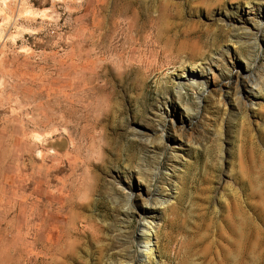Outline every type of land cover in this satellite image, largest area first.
I'll list each match as a JSON object with an SVG mask.
<instances>
[{
	"label": "rangeland",
	"instance_id": "rangeland-1",
	"mask_svg": "<svg viewBox=\"0 0 264 264\" xmlns=\"http://www.w3.org/2000/svg\"><path fill=\"white\" fill-rule=\"evenodd\" d=\"M257 9L264 0H0V264H264L260 32L245 79L252 103L243 78L224 88L227 101L233 89L239 97L227 110L217 97L198 102L197 88L175 93L183 67L204 69L212 92L228 81L206 70L218 50L244 67L250 43H237L243 31L229 20L251 25ZM171 117L189 132L183 147L173 144L182 131L170 129ZM129 176L143 190L131 204L113 183ZM146 201L155 214L142 215ZM141 218L153 227L143 261Z\"/></svg>",
	"mask_w": 264,
	"mask_h": 264
},
{
	"label": "bare ground",
	"instance_id": "bare-ground-1",
	"mask_svg": "<svg viewBox=\"0 0 264 264\" xmlns=\"http://www.w3.org/2000/svg\"><path fill=\"white\" fill-rule=\"evenodd\" d=\"M252 10H254V5H252V7L249 9V11H252ZM93 11V10H92ZM260 11V10H259ZM258 11V9L255 11V15H252V19H251V22H252V24L250 25V24H248V22H246V21H242V20H240V21H232V20H229V22H231V24H232V27H233V29L234 30H242L243 31V36H238L240 39H238L237 40V43L238 44H242V43H250V47H251V50L249 49V52H248V56H247V58L245 59V65H244V67H242V66H238L237 64H236V61H235V59H234V57L233 56H231V52H230V50H228V49H226V48H224L223 50L221 49V50H218V51H216V57L217 58H215V59H213L212 61H209V64L207 65V68H206V70L212 75V78L214 79L215 78V75H218V74H224V72H226V74H228L229 76H228V81H226V82H223L221 85H219V87L215 90V91H210L209 89H208V87H209V84H208V78L205 76V73L203 72L204 71V69H203V71L201 72V73H194V72H192V71H190L189 70V68H186V67H183L182 69H183V75L184 74H187L186 76H185V79L184 78H182V79H179L176 83H177V86H176V88H175V93H176V95H177V97L178 98H182V91L184 90L185 91V86H187V87H190V88H197L198 90L196 91V92H194V95H195V98L198 100V102H201V101H203L204 99L205 100H207L208 99V101H214L213 99H214V97H217V102H219L218 104H221V106L223 107V109L224 110H227V107H228V103L229 102H232V103H237L238 102V100H239V97H238V90L237 89H233L232 90V94H230L231 96H230V98H229V101H227L226 99H227V97L225 98L224 97V94L226 95V94H229V91H225L224 90V88L225 89H227V90H229V89H231L232 87H230V85H233L232 84V82H234V80H235V83L237 84V80H239V79H241V78H243L244 79V83L246 84L245 86H246V88H248L249 89V91L247 92V94H246V97L248 98V100H249V102L250 103H252L253 102V100H254V97H255V95H254V93H253V90H252V88L251 87H247V82H246V78H247V74L255 67V65L256 64H254V60L252 59V57H254V53H255V51H256V49H258V48H260V46H259V41H258V37L257 36H255L256 34L254 33V30L255 31H257V32H260V35H261V38L264 40V11H260L259 12ZM257 12H259V15H256V13ZM258 14V13H257ZM89 15V14H88ZM92 16V15H91ZM90 23V22H89ZM91 24V23H90ZM90 26V25H89ZM92 26V25H91ZM90 26V27H91ZM133 32V31H132ZM123 33V32H122ZM128 33V32H127ZM88 34V33H87ZM92 35V34H91ZM133 35V34H132ZM121 36V35H120ZM146 36V35H145ZM148 36V35H147ZM123 37V36H122ZM133 37V36H132ZM158 37V36H157ZM253 37V38H252ZM128 38V37H127ZM126 38V39H127ZM136 38V37H135ZM142 38V37H141ZM140 38V39H141ZM120 39H121V37H119V38H117V40H116V43H119V41H120ZM125 39V40H126ZM91 40V39H90ZM94 40V39H93ZM123 40H124V38H123ZM129 40V39H128ZM135 40H137V39H135ZM135 40H133L132 39V41L130 42V47H132V48H134L135 47V45L137 46V44L138 45H142L140 42H138V41H135ZM142 40V39H141ZM143 40H144V38H143ZM115 41V40H114ZM155 41L157 42V40H156V38L154 37V36H148V37H145V40H144V43L146 44V45H148L149 46V48H151V46H153L154 45V43H155ZM123 42V41H122ZM142 42V41H141ZM127 43H129V42H127ZM160 43V42H159ZM236 43V44H237ZM120 44V43H119ZM124 45H125V43H124ZM128 45V44H127ZM158 45H160V44H158ZM120 46V45H119ZM93 47V46H92ZM123 47V46H122ZM158 47V46H157ZM165 47V46H164ZM240 47V46H239ZM242 47V46H241ZM246 47V46H245ZM247 47H249V46H247ZM246 47V48H247ZM103 48V47H102ZM114 50H117V46L115 45L114 47ZM144 48V47H143ZM161 48H162V46H161ZM124 49V48H123ZM128 49V48H127ZM135 49V48H134ZM140 49V48H139ZM147 49V48H146ZM154 49V48H153ZM248 49V48H247ZM103 50V49H102ZM129 50V49H128ZM243 50V49H242ZM246 50V49H245ZM91 51V50H90ZM111 51V50H110ZM125 51H126V49H125ZM134 51V50H133ZM148 51V50H147ZM264 51V50H263ZM109 52V51H108ZM114 52V51H113ZM118 52V51H117ZM135 52V51H134ZM138 52V51H137ZM136 52V53H137ZM156 52V51H155ZM128 53V52H127ZM145 53V52H144ZM147 54V53H146ZM168 54V53H167ZM97 55V54H96ZM113 55V54H112ZM119 55H120V53H119ZM143 55H145V54H143ZM102 56V55H101ZM107 56V55H106ZM126 55H124V57H125ZM243 56V55H242ZM108 57V56H107ZM113 57V56H112ZM119 57V56H118ZM139 57V56H138ZM141 57V56H140ZM144 57V56H143ZM142 57V58H143ZM163 57V56H162ZM168 57H169V55H168ZM86 58V57H85ZM101 58V57H100ZM100 58H99V60H100ZM104 58V57H103ZM166 58V57H165ZM169 58H171V56L169 57ZM173 58V57H172ZM91 59V58H90ZM111 59V58H110ZM146 59V58H145ZM149 59V58H148ZM160 59H161V57H160ZM174 59V58H173ZM176 59V58H175ZM179 59V58H178ZM195 59V58H194ZM86 60H88V59H86ZM104 60V59H103ZM109 60V59H108ZM115 60V59H114ZM120 60V59H119ZM140 60V59H139ZM144 60V59H143ZM147 60V59H146ZM152 60V59H151ZM168 60V59H167ZM96 61V60H95ZM107 61V60H106ZM118 61V60H117ZM176 61V60H175ZM181 61V60H180ZM194 61V60H193ZM93 62V61H92ZM105 62V61H104ZM138 62V61H137ZM153 62V61H152ZM165 62H166V60H165ZM182 62V61H181ZM113 63V62H112ZM125 63H126V61H125ZM136 63V62H135ZM159 63V62H158ZM162 63H163V61H162ZM162 63H161V65H162ZM182 63H184V62H182ZM192 63V62H191ZM99 64H101L100 62H99ZM104 64V63H103ZM114 64V63H113ZM167 64V63H166ZM171 64V63H170ZM169 64V65H170ZM186 64V63H185ZM199 64V63H198ZM201 64V63H200ZM90 65V64H89ZM120 65V64H119ZM160 65V66H161ZM190 65V64H189ZM124 66V65H123ZM182 66V65H181ZM199 66V65H198ZM91 67V66H90ZM108 67V66H107ZM118 67V69H119V66H117ZM125 67V66H124ZM139 67V66H138ZM157 67V66H156ZM155 68V67H154ZM159 68V67H158ZM259 68V67H258ZM106 69V68H105ZM125 69H126V67H125ZM124 69V70H125ZM149 69V68H148ZM162 69V68H161ZM160 69V70H161ZM138 70V69H137ZM136 70V71H137ZM159 70V71H160ZM101 71V70H100ZM119 71H120V69H119ZM142 72L144 71V70H141ZM140 71V72H141ZM152 71V70H151ZM121 72V71H120ZM138 73H139V71H137ZM254 73V72H253ZM123 74V73H122ZM121 74V75H122ZM161 74V73H160ZM144 75V74H143ZM255 75V74H254ZM253 75V76H254ZM259 76L260 77H264V68L261 66L260 67V71H259ZM142 77V76H141ZM147 77H149V76H147ZM234 79L233 81H231V79ZM259 78V77H258ZM99 79V78H98ZM163 79V78H162ZM144 80V79H143ZM147 80V79H146ZM256 81H258V80H256ZM173 82V81H172ZM167 83V82H166ZM173 84V83H172ZM175 85V84H174ZM255 86H257V83H255L254 84ZM198 86H200L201 88H199ZM234 86V85H233ZM236 86V85H235ZM89 89V88H88ZM82 91V90H81ZM94 91V90H93ZM174 91V90H173ZM57 92V91H56ZM92 92V91H91ZM241 92V91H240ZM71 93V92H70ZM98 93V92H97ZM214 93H216V94H214ZM59 94V93H58ZM61 94V93H60ZM83 94V93H82ZM103 94V93H102ZM71 95V94H70ZM98 95V94H97ZM96 95V96H97ZM167 95V94H166ZM217 95V96H216ZM54 96V95H53ZM72 96V95H71ZM79 96V95H78ZM91 96V95H90ZM169 96V95H168ZM58 97V96H57ZM63 97V96H62ZM65 97H67V96H65ZM84 97V96H83ZM89 97V96H88ZM98 97V96H97ZM185 97V96H184ZM90 98V97H89ZM95 98V97H94ZM102 98V97H101ZM53 99V98H52ZM91 99V98H90ZM89 99V100H90ZM168 99V98H167ZM75 100V99H74ZM80 101H81V99H79ZM94 100V99H93ZM98 100V99H97ZM96 100V101H97ZM100 100V99H99ZM106 101H107V98L105 99ZM83 101V100H82ZM88 101V100H87ZM103 101H104V99H103ZM180 101V100H179ZM64 102V101H63ZM74 102V101H73ZM89 102V101H88ZM56 103V102H55ZM79 103V102H78ZM81 103V102H80ZM96 103V102H95ZM102 103H104V102H102ZM188 103V102H187ZM58 104H60V103H58ZM57 104V105H58ZM65 104V103H64ZM69 104V103H68ZM76 104V103H75ZM83 104H85V105H87V103H83ZM108 104V103H107ZM200 104V103H199ZM218 104H216V105H218ZM233 104V105H234ZM55 105V104H54ZM72 105V104H71ZM205 105V104H204ZM203 105V106H204ZM208 105V104H207ZM211 105H212V103H211ZM66 106H68V105H66ZM90 106H92V104L90 105ZM101 106V105H100ZM105 106V105H104ZM112 106V105H111ZM160 106V105H159ZM161 106H163V109H165L164 111H163V114L165 115V118H167L169 115H168V109H167V107L169 106L168 104H167V102L165 101L164 103H162L161 104ZM215 106V105H214ZM219 106V105H218ZM95 107V106H94ZM97 107V106H96ZM103 107V106H102ZM109 107V106H108ZM57 108V107H56ZM72 108V107H71ZM98 108V107H97ZM192 108V107H191ZM188 105H185V111H186V114H187V116L190 118V116H192V114L190 113L191 111H192V109H191ZM194 108V107H193ZM205 108V107H204ZM204 108H202V109H200L201 111L200 112H195V114H197L198 113V116H200V117H202L201 116V112L203 111V109ZM208 108H210V109H207V110H205L204 109V111L205 112H207L209 115H212V111H211V106L209 107L208 106ZM66 109V108H65ZM102 109V108H101ZM103 109H106V108H104L103 107ZM198 109V108H197ZM222 109V110H223ZM229 109V108H228ZM62 109H60V111H61ZM70 110V109H69ZM95 110V109H94ZM107 110V109H106ZM196 110V109H195ZM59 111V112H60ZM67 111V110H66ZM93 111V110H92ZM98 111V110H97ZM103 111V110H102ZM198 111H199V109H198ZM41 112V111H40ZM59 112H58V114H59ZM94 112V111H93ZM96 112V111H95ZM100 112V111H99ZM105 112V111H104ZM112 112V111H111ZM214 112V111H213ZM72 113V112H71ZM89 113V112H88ZM90 113H91V111H90ZM162 113V112H161ZM56 114V113H55ZM58 114H56V115H58ZM67 114V113H66ZM102 114V113H101ZM206 114V113H205ZM204 114V115H205ZM55 115V116H56ZM61 115V114H60ZM65 115V114H64ZM71 115V114H70ZM99 115V114H98ZM203 115V116H204ZM103 116V115H102ZM63 118V117H62ZM61 118V119H62ZM99 118V117H98ZM97 118V119H98ZM104 118V117H103ZM88 119V118H87ZM188 119V118H187ZM205 119V118H204ZM96 120V119H95ZM160 120V119H159ZM162 120V119H161ZM167 120V119H166ZM193 120V119H192ZM202 120V119H201ZM58 121V120H57ZM60 121V120H59ZM191 121V120H190ZM56 122V121H55ZM63 122V121H62ZM93 123L95 122V121H92ZM161 122V121H160ZM67 123V122H66ZM89 123V122H88ZM167 123L169 124V127H170V129L172 130V131H176V130H181L182 131V135L179 137V139H177L176 141H174L173 142V144H175V145H177V146H180V147H183V146H185L186 144H188V142H189V139H188V133H186V128L184 129V124H183V122L181 121V124L180 125H177L176 124V119H174V117H171L169 120H167ZM63 124V123H62ZM83 124H85V123H83ZM95 124V123H94ZM70 125V124H69ZM160 125V124H159ZM61 126H63V125H61ZM66 126H68L67 124H66ZM71 126V125H70ZM88 126V125H87ZM63 127H65V126H63ZM69 127V126H68ZM98 127V126H97ZM167 127V126H166ZM70 128V127H69ZM87 128V127H86ZM94 128V127H93ZM160 128H161V126H160ZM60 129V128H59ZM81 129H82V127H81ZM80 129V130H81ZM68 130V129H67ZM67 130H66V132H67ZM71 130V129H70ZM69 130V131H70ZM91 130V129H90ZM94 130H95V128H94ZM136 130H138L137 132H142V131H144V129H142L141 127H136ZM68 131V132H69ZM191 131V130H190ZM56 132H57V130H56ZM83 132V131H82ZM96 132V131H95ZM165 132V131H164ZM173 132V133H174ZM179 132V131H178ZM177 132V133H178ZM192 132V131H191ZM65 133V132H64ZM85 133H86V131H85ZM89 133H92V132H90L89 131ZM93 133H94V131H93ZM144 133V132H143ZM83 134V133H82ZM179 134V133H178ZM97 135H98V133H97ZM102 135V134H101ZM134 135H135V133H134ZM161 135V134H160ZM172 135V134H171ZM40 136V135H39ZM68 136H70V135H68ZM73 136V135H72ZM143 136V135H142ZM159 136V135H158ZM188 136V137H187ZM74 137V136H73ZM91 136L89 135V138H90ZM178 137V136H177ZM80 138V137H79ZM92 138V137H91ZM100 138V137H99ZM160 138V137H159ZM162 138V137H161ZM71 139V137L69 138V140ZM77 139V138H76ZM96 139V138H95ZM141 139V138H140ZM150 139V141H151V138H149ZM165 139V138H164ZM80 140V139H79ZM97 140V139H96ZM99 140V139H98ZM161 140V139H160ZM86 141V140H85ZM91 141H93V139L91 140ZM164 141V140H163ZM72 142H74V140L72 141ZM156 142V141H155ZM77 143H78V141H77ZM91 143V142H90ZM98 143V142H97ZM101 143V142H100ZM158 143V142H157ZM157 143H154V144H157ZM81 144V143H80ZM153 144V143H152ZM152 144H150V145H152ZM76 145H78V144H76ZM71 146V145H70ZM79 146V145H78ZM81 146V145H80ZM99 146H101V145H99ZM93 147V146H92ZM71 148V147H70ZM85 148V147H84ZM152 148V147H151ZM154 148V147H153ZM152 148V149H153ZM161 148V147H160ZM164 148V147H163ZM73 149V148H72ZM99 149V151L101 150L100 148H98ZM159 149V148H158ZM165 149V148H164ZM73 150H75V149H73ZM85 150H87V148H85L84 149V151ZM88 151H90V150H88ZM164 152H165V150H164ZM74 153V152H73ZM83 153V152H82ZM162 153V152H161ZM75 155V154H74ZM81 156V155H80ZM89 156V155H88ZM87 156V157H88ZM90 156H91V154H90ZM162 156V155H161ZM161 156H160V158H161ZM84 157V156H83ZM86 157V158H87ZM97 157V156H96ZM72 159V158H71ZM78 159V158H77ZM83 159V158H82ZM91 159V158H90ZM89 159V160H90ZM92 159H93V157H92ZM73 160V159H72ZM81 160V159H80ZM95 160V159H94ZM157 160H159V159H157ZM68 161V160H67ZM91 161V160H90ZM95 163V162H94ZM157 163V162H156ZM160 163H162V162H160ZM85 165H86V163H85ZM96 165V164H95ZM139 167V166H138ZM137 168V167H136ZM155 168H158V167H156L155 166ZM163 168V167H162ZM154 169V168H153ZM159 169V168H158ZM165 169V168H164ZM73 170V169H72ZM71 170V171H72ZM137 170V169H136ZM135 170V171H136ZM155 170V169H154ZM151 171V170H150ZM167 171V170H166ZM144 172V171H143ZM147 172H149V171H147ZM157 172V171H156ZM142 173V172H141ZM146 173V172H145ZM162 173V172H161ZM160 173V174H161ZM138 174H139V171H138ZM164 174H166V173H164ZM137 175V174H136ZM146 175V174H145ZM154 175H155V173H154ZM148 176V175H147ZM146 176V177H147ZM151 176V175H150ZM165 176V175H164ZM142 177V176H141ZM144 177V176H143ZM149 177V176H148ZM153 177V176H152ZM114 178V177H113ZM132 178V177H131ZM154 178V177H153ZM138 179H140V178H138ZM131 180L132 179H130V176L129 177H127V180H126V184L124 185V183H123V181H122V179H113V183H115L117 186L118 185H120L121 186V188H122V190L124 191V193H125V198L127 199L126 200V202H127V204H131V202L134 200V198H137V197H141V195H142V192H143V190H139L138 192H134L133 191V189H132V187H131ZM139 181V183L141 184L142 182V179L141 180H138ZM110 182V181H109ZM154 182H156V180H154ZM153 182V183H154ZM111 184V183H110ZM109 184V185H110ZM143 184V183H142ZM148 184V183H147ZM146 184V185H147ZM155 184V183H154ZM153 184V185H154ZM71 185H72V183H71ZM70 185V186H71ZM149 185H151V184H149ZM73 186V185H72ZM79 186V185H78ZM151 187V186H150ZM68 188V187H67ZM76 190V189H75ZM148 190V189H147ZM77 192V191H76ZM68 194H69V192H68ZM73 195H74V192H73ZM65 197V196H64ZM146 197V196H145ZM73 198V197H72ZM69 199V198H68ZM144 199H146V198H144ZM123 200V199H122ZM147 200H149V199H147ZM154 200V199H153ZM71 201V200H70ZM156 201V200H155ZM154 201V202H155ZM72 202H73V200H72ZM121 202V201H120ZM145 202V201H144ZM69 203V202H68ZM75 203V202H74ZM124 203V202H123ZM77 204V203H76ZM75 204V205H76ZM79 204H81V203H79ZM84 204V203H83ZM120 204V203H119ZM125 204V203H124ZM149 204H151V203H149L148 201H146V207L145 208H143V210H142V215L143 216H149V215H151V214H153L154 213V211H155V207H153V205L151 206V205H149ZM156 204H157V202H156ZM73 205V204H72ZM78 205V204H77ZM78 206H80V205H78ZM124 206V205H123ZM80 207H83V206H80ZM75 208H76V206H75ZM130 208V205H126V211L128 210ZM68 210V209H67ZM125 211V212H126ZM79 212V211H78ZM82 214V213H81ZM155 214V213H154ZM82 216H84V215H82ZM85 217V216H84ZM152 217V216H151ZM57 219V218H56ZM59 219V218H58ZM79 219V218H78ZM141 222H140V225H141V229H140V233H139V235H138V239H139V242H141L143 245L142 246H140L138 249H137V255L140 257V258H142V261L145 259V258H148V256H150V254L152 253V251H153V248H152V244H151V236H152V232H151V229L153 228L152 227V223H150V221H148V220H146V219H144V218H141V220H140ZM62 222V221H61ZM87 222H89V221H87ZM80 223V222H79ZM86 223V222H85ZM82 224V223H81ZM91 224V223H90ZM93 224H95L94 222H93ZM92 225V224H91ZM57 228V227H56ZM78 228V227H77ZM80 228H81V226H80ZM86 228H89V227H86ZM101 227H99V229H100ZM58 229V228H57ZM84 229V228H83ZM85 230V229H84ZM77 231V230H76ZM82 231V230H81ZM60 232V231H59ZM87 232V231H86ZM88 232H89V229H88ZM78 233V232H77ZM83 233L84 232H82V235H83ZM79 234V233H78ZM100 234V233H99ZM81 235V234H80ZM134 235H136V234H134ZM50 237V236H49ZM81 237V236H80ZM129 238V237H128ZM49 239V238H48ZM78 239V238H77ZM135 239V238H134ZM133 239V240H134ZM81 240V239H80ZM129 241V240H128ZM132 241V240H131ZM135 241V240H134ZM133 242V241H132ZM131 243V242H130ZM135 243V242H134ZM58 245V244H57ZM56 245V246H57ZM60 245V244H59ZM76 246H79V245H77L76 244ZM59 247V246H58ZM52 248V247H51ZM67 249H68V247H67ZM42 250V249H41ZM45 250V249H44ZM54 250V249H53ZM71 250H72V248H71ZM49 251V250H48ZM70 252V251H69ZM73 252V251H72ZM75 252V251H74ZM127 252V251H126ZM128 252H129V250H128ZM69 254V253H68ZM58 255V254H57ZM56 255V256H57ZM64 255V254H63ZM130 255V254H129ZM133 256V255H132ZM59 257H60V254H59ZM50 258H51V256H50ZM53 258V257H52ZM63 258V257H62ZM134 261V260H133ZM140 262V261H139ZM127 264H128V262H126ZM134 263H135V261H134ZM133 264V263H132ZM142 264V263H141Z\"/></svg>",
	"mask_w": 264,
	"mask_h": 264
}]
</instances>
